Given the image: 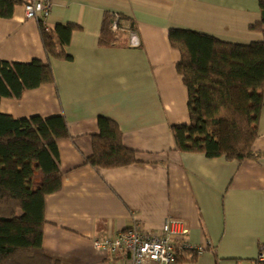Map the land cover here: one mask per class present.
<instances>
[{
    "label": "crops",
    "instance_id": "obj_1",
    "mask_svg": "<svg viewBox=\"0 0 264 264\" xmlns=\"http://www.w3.org/2000/svg\"><path fill=\"white\" fill-rule=\"evenodd\" d=\"M19 1L11 18L0 17V62L49 63L54 83L3 99L1 112L17 119L63 116L70 134L57 143L61 189L45 199V253L61 264H125L124 253L105 254L93 242L135 225L158 231L173 218L189 228L183 240L202 249L197 259L176 264H257L264 246V94L257 160L175 151L171 128L189 125L190 117L177 71L181 55L168 33L191 30L240 45L264 41L250 29L261 21L259 0H55L39 19L25 16V3L34 0ZM106 13L133 22L139 44L125 32L121 46L100 47ZM40 21L49 30L80 28L66 47L71 60L47 55ZM100 117L119 125L137 163L101 169L87 162Z\"/></svg>",
    "mask_w": 264,
    "mask_h": 264
},
{
    "label": "trees",
    "instance_id": "obj_2",
    "mask_svg": "<svg viewBox=\"0 0 264 264\" xmlns=\"http://www.w3.org/2000/svg\"><path fill=\"white\" fill-rule=\"evenodd\" d=\"M19 4V0H0V17L11 18ZM259 6L261 21L250 29L264 34V0H259ZM39 24L47 55L71 60L66 47L80 28L67 24L49 30L43 21ZM125 32L133 35L134 23L122 15L106 13L99 46H121ZM168 38L181 55L177 71L187 88L190 117L189 125L171 128L174 150L204 154L209 159L257 160L260 155L253 145L264 94V41L240 45L183 29L169 30ZM53 83L49 63L0 62V264H61L45 253L43 235L45 199L62 186L57 143L70 138L67 121L63 116L17 119L1 112L3 99H20L27 91ZM98 125L93 154L87 161L91 166L118 169L137 163L138 153L124 146L114 120L100 117ZM176 255L178 262L193 261L200 254L177 249Z\"/></svg>",
    "mask_w": 264,
    "mask_h": 264
},
{
    "label": "built area",
    "instance_id": "obj_3",
    "mask_svg": "<svg viewBox=\"0 0 264 264\" xmlns=\"http://www.w3.org/2000/svg\"><path fill=\"white\" fill-rule=\"evenodd\" d=\"M55 0H34L25 3V16L27 19H39L47 16ZM117 25L113 30L117 31ZM131 42L138 45L135 35ZM189 233L184 221L169 218L162 229L154 232L142 231L138 225L120 233L114 239L96 240L94 248L105 254L116 256L122 252L126 255L125 264H176L177 249L195 250L199 254L202 249L191 245L183 239ZM264 263V246L261 247L257 264Z\"/></svg>",
    "mask_w": 264,
    "mask_h": 264
}]
</instances>
